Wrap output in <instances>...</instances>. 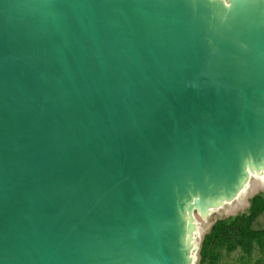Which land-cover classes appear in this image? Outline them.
<instances>
[{
    "label": "water",
    "instance_id": "95a60500",
    "mask_svg": "<svg viewBox=\"0 0 264 264\" xmlns=\"http://www.w3.org/2000/svg\"><path fill=\"white\" fill-rule=\"evenodd\" d=\"M255 175L264 0H0V264H195Z\"/></svg>",
    "mask_w": 264,
    "mask_h": 264
},
{
    "label": "trees",
    "instance_id": "16d2710c",
    "mask_svg": "<svg viewBox=\"0 0 264 264\" xmlns=\"http://www.w3.org/2000/svg\"><path fill=\"white\" fill-rule=\"evenodd\" d=\"M264 213V193L250 199L248 210L216 221L204 237L198 264H264V229L255 220Z\"/></svg>",
    "mask_w": 264,
    "mask_h": 264
},
{
    "label": "rangeland",
    "instance_id": "374dc122",
    "mask_svg": "<svg viewBox=\"0 0 264 264\" xmlns=\"http://www.w3.org/2000/svg\"><path fill=\"white\" fill-rule=\"evenodd\" d=\"M243 192L233 203L227 204L223 208L211 212L208 218L202 219L199 217V215L195 214L196 226L198 227L194 234V238L199 246V251L204 237L206 236V234L209 233L212 225L216 221H218L219 219H226L246 212L250 206V199L253 198L255 195L264 193V179L257 176L251 177L246 189ZM253 226L256 229H264V213L261 214L255 220ZM199 251L195 256V264H198Z\"/></svg>",
    "mask_w": 264,
    "mask_h": 264
},
{
    "label": "bare ground",
    "instance_id": "6f19581e",
    "mask_svg": "<svg viewBox=\"0 0 264 264\" xmlns=\"http://www.w3.org/2000/svg\"><path fill=\"white\" fill-rule=\"evenodd\" d=\"M261 177L262 179H264V176H260V175H255V176H253V177ZM246 192V191H245ZM244 193V192H243ZM218 212V211H217ZM216 213V212H215ZM198 227V226H197Z\"/></svg>",
    "mask_w": 264,
    "mask_h": 264
}]
</instances>
